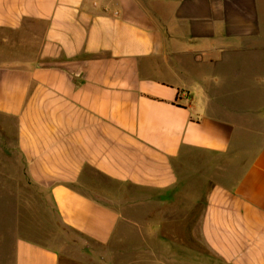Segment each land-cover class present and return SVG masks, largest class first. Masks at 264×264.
I'll use <instances>...</instances> for the list:
<instances>
[{
  "label": "crops",
  "instance_id": "obj_1",
  "mask_svg": "<svg viewBox=\"0 0 264 264\" xmlns=\"http://www.w3.org/2000/svg\"><path fill=\"white\" fill-rule=\"evenodd\" d=\"M1 126L0 264H264V0H0Z\"/></svg>",
  "mask_w": 264,
  "mask_h": 264
},
{
  "label": "rangeland",
  "instance_id": "obj_2",
  "mask_svg": "<svg viewBox=\"0 0 264 264\" xmlns=\"http://www.w3.org/2000/svg\"><path fill=\"white\" fill-rule=\"evenodd\" d=\"M13 133L14 132L12 131L5 132L4 128L2 126L0 127V177H4L6 175V170L8 167L12 168V170H15L17 173L22 172L21 171L22 167L19 163V156L12 145L14 141L13 138L15 137V134ZM193 217L196 218V215L190 216V222L193 221L194 219ZM180 236L182 237V234L180 232H176V230L173 232L174 238ZM76 264H83V263H76Z\"/></svg>",
  "mask_w": 264,
  "mask_h": 264
}]
</instances>
